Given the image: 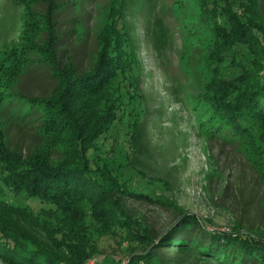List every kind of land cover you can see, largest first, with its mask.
<instances>
[{
    "label": "trees",
    "instance_id": "obj_1",
    "mask_svg": "<svg viewBox=\"0 0 264 264\" xmlns=\"http://www.w3.org/2000/svg\"><path fill=\"white\" fill-rule=\"evenodd\" d=\"M9 1L23 6V19L18 38L0 47V260L87 264L98 254L91 236L100 226L134 229L125 199H157L150 188L120 180L98 145L127 115L134 155L143 151L132 107L140 81L134 38L119 1L105 16L92 51L76 55L62 44L57 19L46 31L33 30V0ZM263 1L198 0L210 22L215 58L201 95L215 127L234 136L250 137L252 127L264 133ZM60 7L52 2L48 16L54 18ZM36 64L52 84L35 94L22 89V80ZM3 118L35 130L39 140L26 150L10 149ZM35 201L54 206L60 217L41 221ZM175 208L178 216L163 234L136 233L147 238V249L128 264H161L171 251L191 252L211 264H264V229L236 221L229 231L210 230L194 213Z\"/></svg>",
    "mask_w": 264,
    "mask_h": 264
},
{
    "label": "rangeland",
    "instance_id": "obj_2",
    "mask_svg": "<svg viewBox=\"0 0 264 264\" xmlns=\"http://www.w3.org/2000/svg\"><path fill=\"white\" fill-rule=\"evenodd\" d=\"M119 1L137 52L140 81L132 107L144 148L134 155L127 115L99 137L98 145L120 180L135 189L150 188L157 199H125L134 229L100 226L91 236L98 254L87 264H128L133 254L147 249V238L137 234L146 233L143 229L163 234L178 216L176 205L203 219L210 230L229 231L236 221L263 230L264 133L252 127L250 137L234 136L215 127L201 95L212 75L214 38L198 0H33L30 27L46 31L57 19L62 44L76 55L90 53L105 16ZM52 2L61 5L54 18L48 16ZM22 17L23 6L0 0V47L18 38ZM76 27L79 33L71 30ZM242 53L241 58L248 57ZM41 67L36 64L33 73L23 76L24 91L36 94L51 86ZM2 121L10 149L26 150L39 140L35 130ZM31 204L41 221L60 217L52 205ZM161 264L211 263L191 252L171 251L162 255Z\"/></svg>",
    "mask_w": 264,
    "mask_h": 264
}]
</instances>
